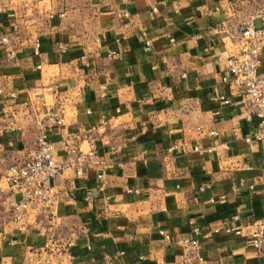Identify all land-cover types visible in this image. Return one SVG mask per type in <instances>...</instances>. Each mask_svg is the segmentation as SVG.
Listing matches in <instances>:
<instances>
[{
  "label": "crops",
  "instance_id": "crops-1",
  "mask_svg": "<svg viewBox=\"0 0 264 264\" xmlns=\"http://www.w3.org/2000/svg\"><path fill=\"white\" fill-rule=\"evenodd\" d=\"M261 4L0 0V39L15 48L11 58L0 40V171L33 147L40 121L60 161L93 153L81 175L55 179L52 212L30 208L19 224L0 175V264H29L55 238L68 264H264V238L252 243L264 221V131L253 137L259 120L222 81L243 21L264 24ZM262 59L260 72L264 41ZM231 225L242 233H225Z\"/></svg>",
  "mask_w": 264,
  "mask_h": 264
},
{
  "label": "built area",
  "instance_id": "built-area-1",
  "mask_svg": "<svg viewBox=\"0 0 264 264\" xmlns=\"http://www.w3.org/2000/svg\"><path fill=\"white\" fill-rule=\"evenodd\" d=\"M125 15L127 14L125 13ZM257 16H261L264 21V4H261ZM256 19V15H252L243 21L238 36V49L223 58L226 61V72L222 81L233 87L234 94L239 96L238 102L242 109L259 120L258 130L254 132L253 137L262 139L264 131V72H260L259 69L263 61L264 24L258 26ZM214 31L221 33L224 29L223 27H215ZM0 40L7 47L9 57H14L15 48L9 44V38L5 35ZM146 42L147 44L150 43L148 40ZM61 48L65 49L66 47L62 46ZM219 58L222 59V57ZM164 60L166 61L165 58ZM220 99L225 104L232 103L230 98L220 97ZM64 112L60 105L49 113L53 125L63 123ZM38 126L40 134L33 147L26 151L22 159L0 171L2 179L12 194L17 196L9 202V207L12 220L18 224L22 223L30 208L36 213L52 212L60 197V192L54 184L55 179L68 168H75L77 174L81 175L83 167L87 165L93 155L92 152L80 154L71 152L67 155L66 162L60 161L56 156L54 143L48 134L50 126L43 121H40ZM250 139V137L247 138L248 141ZM194 149L201 151L199 146H195ZM103 176L104 172L99 174L100 179H103ZM92 199V196L87 195L86 200L89 203ZM254 226L252 243L255 248L259 249L264 238V221H257ZM18 229L22 230L23 225H19ZM242 230L241 225H231L224 228V232L228 234H241ZM195 232L198 233L199 229L196 228ZM219 232L220 229L218 228L214 230V233ZM189 245L198 246V241H190ZM68 247V244H63L56 238L49 239L42 248L32 250L35 259L30 260L31 263L29 264H68L71 260ZM198 259L204 260L201 256Z\"/></svg>",
  "mask_w": 264,
  "mask_h": 264
}]
</instances>
